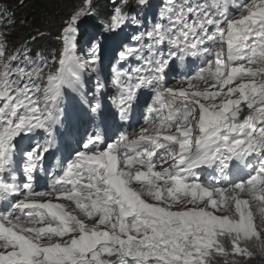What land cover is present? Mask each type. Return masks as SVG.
Wrapping results in <instances>:
<instances>
[{
  "label": "snow or ice",
  "instance_id": "6c2138e0",
  "mask_svg": "<svg viewBox=\"0 0 264 264\" xmlns=\"http://www.w3.org/2000/svg\"><path fill=\"white\" fill-rule=\"evenodd\" d=\"M153 8L80 0L49 59L0 2V264H264V0Z\"/></svg>",
  "mask_w": 264,
  "mask_h": 264
},
{
  "label": "trees",
  "instance_id": "16d2710c",
  "mask_svg": "<svg viewBox=\"0 0 264 264\" xmlns=\"http://www.w3.org/2000/svg\"><path fill=\"white\" fill-rule=\"evenodd\" d=\"M0 2L7 4L15 11L13 19L16 24L12 28L10 40L17 43L27 40L29 32L39 28L47 35L44 38H37L35 42L30 44V47L33 51L40 52L42 56L48 55L50 57V53L54 54L60 48L55 38L61 19L65 18L68 10L79 4L80 0H24L22 5L19 0H0ZM103 2L106 9L111 11L114 5L119 3V0H103ZM21 20H25V25L19 23ZM26 25H31V27ZM8 27L9 25L6 23L0 24V31L6 30ZM91 30L90 24L89 31ZM259 259L257 258V261ZM257 261H253V264H257Z\"/></svg>",
  "mask_w": 264,
  "mask_h": 264
},
{
  "label": "bare ground",
  "instance_id": "6f19581e",
  "mask_svg": "<svg viewBox=\"0 0 264 264\" xmlns=\"http://www.w3.org/2000/svg\"><path fill=\"white\" fill-rule=\"evenodd\" d=\"M152 1H155V0H152ZM161 2H162V1H157L156 4L154 5L153 10H152V9L149 10V13H148V14L150 15L153 11H155V10H156V9H155V6H156V5H159ZM108 51H112V50H111V49H110V50H106V51H104L103 53L108 52ZM108 65H111V63L108 64ZM108 65H106V66H108Z\"/></svg>",
  "mask_w": 264,
  "mask_h": 264
},
{
  "label": "rangeland",
  "instance_id": "374dc122",
  "mask_svg": "<svg viewBox=\"0 0 264 264\" xmlns=\"http://www.w3.org/2000/svg\"><path fill=\"white\" fill-rule=\"evenodd\" d=\"M56 39V38H55ZM57 40V39H56ZM57 43H58V41H57ZM86 50V49H85Z\"/></svg>",
  "mask_w": 264,
  "mask_h": 264
}]
</instances>
